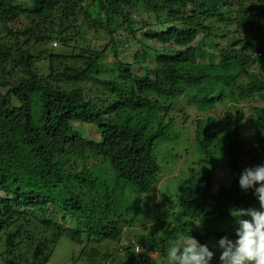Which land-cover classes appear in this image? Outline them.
Here are the masks:
<instances>
[{
    "label": "trees",
    "instance_id": "trees-1",
    "mask_svg": "<svg viewBox=\"0 0 264 264\" xmlns=\"http://www.w3.org/2000/svg\"><path fill=\"white\" fill-rule=\"evenodd\" d=\"M176 122L203 163L169 195L154 148ZM249 155L264 163V0H0V264H49L62 240L72 263L166 264L180 235L233 238L231 209L259 207Z\"/></svg>",
    "mask_w": 264,
    "mask_h": 264
},
{
    "label": "clouds",
    "instance_id": "clouds-1",
    "mask_svg": "<svg viewBox=\"0 0 264 264\" xmlns=\"http://www.w3.org/2000/svg\"><path fill=\"white\" fill-rule=\"evenodd\" d=\"M238 184L242 190H253L259 207L231 209L233 238L221 236L210 247L191 234L180 235L167 251L166 264H212L217 251L219 264H264V163L243 169Z\"/></svg>",
    "mask_w": 264,
    "mask_h": 264
},
{
    "label": "rangeland",
    "instance_id": "rangeland-1",
    "mask_svg": "<svg viewBox=\"0 0 264 264\" xmlns=\"http://www.w3.org/2000/svg\"><path fill=\"white\" fill-rule=\"evenodd\" d=\"M16 2H26L29 3L30 0H16ZM118 36V57L125 59L126 61H132L131 55L135 52L137 48L136 45H133V42L130 43V38L128 35L123 31ZM200 37V36H199ZM129 46V49H128ZM105 57L107 59H113V54L111 53V48L107 47L105 53ZM253 102V101H252ZM251 101L248 103L239 104L237 107H244V109L248 108ZM232 105V104H231ZM219 106L223 105H217V108ZM188 111V109H186ZM249 110H247L248 112ZM217 114V113H216ZM252 115L257 116V112L254 111ZM253 116V117H254ZM249 117V116H248ZM76 127H79L78 124ZM176 128V131L174 135H170L168 138L158 139L157 144L154 148V153L161 165V182H160V190L165 187V189H162L160 193H167L170 195L169 190L167 187L172 188V192L177 188L179 183V177L173 176L176 175L175 171L180 172V178L183 176H187L188 169L195 167L197 164L203 163V158L200 153L194 149L189 142H187L184 138H181L179 134V125L176 122L174 126ZM247 128V126H246ZM86 135L91 138H99L98 131L95 130V127L92 125L87 126V132ZM244 138L245 146L250 147L251 143H253L251 135L249 131H246V135ZM243 147V148H244ZM251 152L256 153L255 149L251 147ZM178 153L180 156H178ZM251 155L247 156V159L245 161L248 162L250 167H254L253 164L258 165L259 161L256 158L251 159ZM217 170L215 171L216 179L218 180H225L229 176V170H224L222 165H218L217 163ZM167 177H171L170 181H167L164 183L163 179H166ZM165 184V186H164ZM124 187V186H123ZM123 189V188H122ZM118 194L117 202L119 207H123L126 204H128L130 201H136L139 202L140 199L144 200L146 196H144V193L137 192L134 188L132 192H124L122 191ZM113 246V245H112ZM72 255V248L70 246L69 242H66L65 240H62L52 257L49 264H83L84 259H79L77 262L72 263L70 256ZM154 256V254H153Z\"/></svg>",
    "mask_w": 264,
    "mask_h": 264
}]
</instances>
